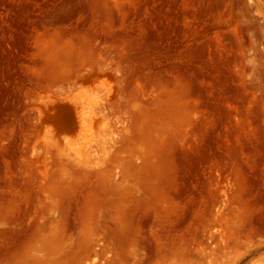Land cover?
<instances>
[{
	"label": "rangeland",
	"instance_id": "1",
	"mask_svg": "<svg viewBox=\"0 0 264 264\" xmlns=\"http://www.w3.org/2000/svg\"><path fill=\"white\" fill-rule=\"evenodd\" d=\"M0 264H264V0H0Z\"/></svg>",
	"mask_w": 264,
	"mask_h": 264
},
{
	"label": "bare ground",
	"instance_id": "2",
	"mask_svg": "<svg viewBox=\"0 0 264 264\" xmlns=\"http://www.w3.org/2000/svg\"><path fill=\"white\" fill-rule=\"evenodd\" d=\"M85 110L87 114L78 110V118H77V129H78L77 131L79 133L78 134L79 138L77 139L76 144H77V149L79 150L80 153L84 152L85 147L90 146V141L95 140L97 136L96 134L98 131L97 128L99 124L97 121V117L90 113V110L91 111L95 110L94 107L88 104L87 106H85ZM92 146L93 145L91 144L90 147Z\"/></svg>",
	"mask_w": 264,
	"mask_h": 264
}]
</instances>
